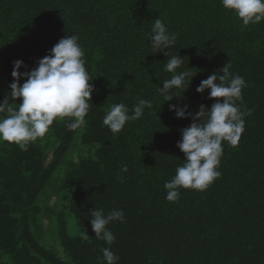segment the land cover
Listing matches in <instances>:
<instances>
[{"label":"trees","instance_id":"obj_1","mask_svg":"<svg viewBox=\"0 0 264 264\" xmlns=\"http://www.w3.org/2000/svg\"><path fill=\"white\" fill-rule=\"evenodd\" d=\"M157 17L177 37L178 71L197 72L166 102L168 57L150 43ZM66 35L93 79L90 110L75 131L57 119L27 150L0 141V264H101L109 245L92 229L96 208L124 212L107 226L117 264H264V21L245 26L221 0H0V100L15 60L31 70ZM226 63L246 81L236 101L251 110L245 130L236 147L223 143L207 190L181 188L169 202L164 184L185 158L180 129L192 123L169 105L210 107V90L196 88ZM140 98L153 102L140 119L117 134L103 125L113 104L131 112Z\"/></svg>","mask_w":264,"mask_h":264},{"label":"clouds","instance_id":"obj_2","mask_svg":"<svg viewBox=\"0 0 264 264\" xmlns=\"http://www.w3.org/2000/svg\"><path fill=\"white\" fill-rule=\"evenodd\" d=\"M223 7L233 11L243 25L258 24L264 21V0H221ZM176 35L168 30L158 17L151 27L150 43L153 53L164 51L168 57L164 70L171 73L158 89L164 101L181 97L179 91L188 88L193 77L189 70H180L183 58L172 54L176 45ZM167 50V51H165ZM84 52L76 35L62 37L40 58L37 66L21 71L26 67L22 59L13 62L12 77L8 85V95L0 100V141L15 143L27 150L29 143L43 138L57 119H66V127L75 131L85 123L90 110L94 85L85 67ZM230 64L203 79L196 91L204 93L215 102L209 107L201 104L195 113L189 111L188 104H170L177 118H191L189 126L180 129L182 136L177 142L178 148L185 154L182 164L177 166L175 175L166 181V200L176 202L180 198V189L205 191L221 175L218 170L223 155V143L236 147L245 130L246 115L251 110L241 111L237 100L243 102L242 89L246 81L239 74L230 71ZM21 80L24 82L21 83ZM222 98V99H221ZM10 100L12 102H10ZM19 101V102H16ZM17 105V106H14ZM153 102L140 98L131 112L123 102L113 104L103 117V125L113 134L119 133L126 122L135 121L151 109ZM127 171V166L122 168ZM90 222L97 239L106 242L109 247L102 248L101 264H117L119 257L111 250L116 237L108 229L113 221H124V212L113 209L105 214L102 208L90 212ZM83 239H88L85 232Z\"/></svg>","mask_w":264,"mask_h":264}]
</instances>
